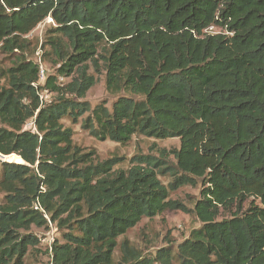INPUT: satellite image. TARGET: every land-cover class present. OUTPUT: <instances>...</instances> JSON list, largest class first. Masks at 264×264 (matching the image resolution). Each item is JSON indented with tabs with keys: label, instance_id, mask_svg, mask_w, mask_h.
Instances as JSON below:
<instances>
[{
	"label": "trees",
	"instance_id": "obj_1",
	"mask_svg": "<svg viewBox=\"0 0 264 264\" xmlns=\"http://www.w3.org/2000/svg\"><path fill=\"white\" fill-rule=\"evenodd\" d=\"M47 17L70 80L42 85L39 63L16 50ZM0 52L12 56L0 66V154L18 156L0 159V264H24L40 240L22 230L50 221L68 229L51 246L55 264H264V0H0ZM101 66L110 92L131 93L111 108L83 100ZM86 113L99 140L180 146L138 153L127 168L124 156L94 163L63 123ZM199 180L201 227L154 255L125 239L115 260L118 238L143 218L187 211L171 193Z\"/></svg>",
	"mask_w": 264,
	"mask_h": 264
},
{
	"label": "rangeland",
	"instance_id": "obj_2",
	"mask_svg": "<svg viewBox=\"0 0 264 264\" xmlns=\"http://www.w3.org/2000/svg\"><path fill=\"white\" fill-rule=\"evenodd\" d=\"M56 24L51 17H47L40 22L29 34L25 35L31 44L29 48L21 52L16 50L17 55H24L40 65L41 84L43 85L48 75L57 76L61 82L69 81L70 78L60 76L59 67L62 61L54 55L46 42L47 36L50 33L49 29L55 27ZM12 56H6L0 52V66L9 67ZM94 73L97 82L88 91L83 100H87L92 107H95L101 102H106L109 108L119 96H130V92L121 91L112 93L107 88L106 69L101 66L100 72L95 69L90 70ZM44 101L53 100L55 95L48 89L40 91ZM88 116L84 114L79 120L74 123L72 119L66 118L63 120L65 126L71 127L74 130V143L81 147L84 151H95L94 163L102 162L113 156H124L127 161L119 165L120 168L128 167V160L138 153H152L159 155L162 150H171L180 146L179 138H168L158 140L144 135H134L132 140L126 145H122L111 140H99L94 137L89 130L83 128V122ZM26 129H34L32 120H29L25 125ZM6 156V157H5ZM0 155V159L12 161L18 160L17 155ZM162 181L167 184L170 181L169 177H162ZM202 182L198 181L196 185H185L171 193V199L179 200L184 203L188 210H166L163 213L153 217L143 218L135 227L131 228L125 235L118 238V246L115 251V260L118 261L123 255L121 243L127 239L133 247L138 249L143 255H154L156 251L168 244H171L176 250L179 243L188 238L195 228L202 226V221L195 213L194 207L198 199L201 198ZM3 193H0V202H3ZM227 213H223L219 218L227 217ZM22 233H33L38 237L39 244L30 247L24 259V264H51L52 263V244L59 240H63V233L68 231L67 228L57 226L55 222H49V227H39L33 225L30 230H22ZM177 264V263H175Z\"/></svg>",
	"mask_w": 264,
	"mask_h": 264
},
{
	"label": "built area",
	"instance_id": "obj_3",
	"mask_svg": "<svg viewBox=\"0 0 264 264\" xmlns=\"http://www.w3.org/2000/svg\"><path fill=\"white\" fill-rule=\"evenodd\" d=\"M224 29L222 27H218L216 25H210L208 28L205 29V32H209V33H221L223 32ZM44 71H41V74L43 73ZM43 75V74H42ZM51 264H55L53 262V259H52V263Z\"/></svg>",
	"mask_w": 264,
	"mask_h": 264
},
{
	"label": "water",
	"instance_id": "obj_4",
	"mask_svg": "<svg viewBox=\"0 0 264 264\" xmlns=\"http://www.w3.org/2000/svg\"><path fill=\"white\" fill-rule=\"evenodd\" d=\"M0 155H3V154H0ZM11 155V154H10ZM3 156H5V155H3ZM6 157V156H5ZM21 157V156H20Z\"/></svg>",
	"mask_w": 264,
	"mask_h": 264
}]
</instances>
